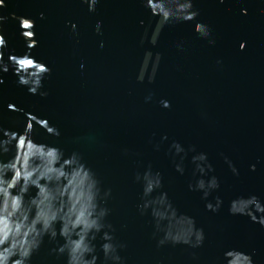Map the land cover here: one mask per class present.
<instances>
[{"label":"water","instance_id":"water-1","mask_svg":"<svg viewBox=\"0 0 264 264\" xmlns=\"http://www.w3.org/2000/svg\"><path fill=\"white\" fill-rule=\"evenodd\" d=\"M0 81V264H264V0H0Z\"/></svg>","mask_w":264,"mask_h":264},{"label":"clouds","instance_id":"clouds-1","mask_svg":"<svg viewBox=\"0 0 264 264\" xmlns=\"http://www.w3.org/2000/svg\"><path fill=\"white\" fill-rule=\"evenodd\" d=\"M220 2L223 3V0H220ZM89 10L90 11L91 10H94L93 7H92V5H89ZM98 26L99 25H97V27ZM205 28H206V26H205ZM205 35H207V28H206V31L203 34V36H205ZM0 82H2V81H0ZM29 91L31 93L35 94V92H32L31 89ZM209 170H211V169H209ZM250 170L254 171L255 170V165H250ZM232 171L235 174L236 170L234 168L232 169ZM211 180H212V184H211L210 191H213V190H215V189H217L219 187V182H218V180L214 176L211 177ZM190 190H194V189H191L190 188ZM196 190H198V189H196ZM210 191L203 192L202 198L206 199L207 196L209 195V192ZM215 199H216V204L215 205H213L210 202L205 204V209L206 210L213 211V212H216V211H219L220 210V206L222 205L223 201L221 200L220 197H216ZM228 212H229L230 215H233L232 210H231V202L229 203ZM262 226H264V224H262ZM196 232L199 233V237L198 238L195 237V245L194 246H198L202 242V240H203V232H202V230L197 229ZM4 239H6L5 235L2 232H0V243H3ZM184 243H189V240L184 241Z\"/></svg>","mask_w":264,"mask_h":264}]
</instances>
